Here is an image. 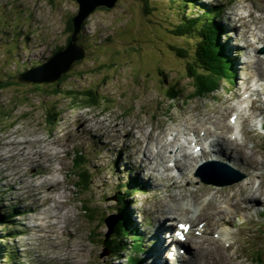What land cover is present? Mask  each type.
I'll return each mask as SVG.
<instances>
[{
	"label": "rangeland",
	"instance_id": "rangeland-1",
	"mask_svg": "<svg viewBox=\"0 0 264 264\" xmlns=\"http://www.w3.org/2000/svg\"><path fill=\"white\" fill-rule=\"evenodd\" d=\"M202 1L220 4L224 9L221 36L234 62L233 77L221 80L214 93L194 94L195 85L187 76V66L195 54L196 35L173 32L175 24L180 23L174 0H118L112 8H97L84 22L83 44L88 49L87 55L76 61L65 81L43 83L41 88L25 83L0 88V210L16 208L20 213L11 217L9 223L0 224L3 240L0 252L6 251V258H10L0 259V264H130L125 256L134 253L132 248L127 255L115 258L105 247L103 239L108 230L102 217L115 215L121 186L135 190L131 184L133 177H139L145 184L143 190L127 198L131 200L132 225L139 228L144 239L142 264H167L157 261L162 256L168 257L171 248L167 247L164 255L153 256L160 242L156 238L157 228L163 224L165 231L173 227L169 235L175 241L182 223L197 221L195 215L201 212L203 203L213 206L216 198L220 202L235 191V186L248 181L244 165L231 161L237 156L234 152L228 157H213L226 164H208L204 168L200 165L205 164L206 158L194 152L197 160L186 162L185 171L175 166L174 160L162 163L161 169L150 162L142 165L144 153H137L139 137L151 130L155 134L153 138L166 133L162 142L169 141L171 133H175L172 128L181 122L196 121L206 113H213L219 122H228L235 110L241 120L247 119L244 134L248 146L258 145L263 150L264 62L258 66L255 62L258 56H264L258 48L264 39L260 38L264 30V0ZM190 6L187 13H194ZM198 7L197 3L192 5V9ZM78 8L76 0H0V70L8 65L13 70H23L47 60L54 50L67 43L70 32L66 26ZM180 48L188 57L178 54ZM245 79L248 81L242 83ZM241 83H249L251 89L245 94L253 91L251 99L244 101V95L236 93ZM171 86L178 87V95L173 99L169 95ZM56 87L61 91L52 94ZM70 87H97L104 102L100 107H86L82 100L76 102L68 96L66 91ZM251 100L255 102L254 108L248 111L245 108ZM54 108V112L59 111L57 120H47L48 111ZM258 119L261 127L257 125ZM192 135L191 140L195 136ZM19 140H26L29 155H20L16 143ZM185 142L181 136L180 143ZM202 142L203 153L208 151L210 139ZM188 143L193 146L189 140ZM155 144L150 142V149L155 150ZM44 147L50 150L46 155L42 152ZM79 150L87 158L85 167L80 169L87 168L91 174L86 186L79 182L82 170L77 172L74 166V156ZM187 151H190L188 147ZM155 156L160 159L158 154ZM259 169L255 188L262 181L260 173L264 172V167ZM242 174L245 175L242 180L223 186L204 182L202 177L213 175L226 181ZM52 177L59 180L52 196L61 195L63 199L48 198L44 202L43 196L49 194L42 192L52 186L50 183L35 186V183ZM208 186L213 187L208 189ZM238 197L239 193L232 202ZM257 197L262 202L250 210L235 213V207L229 204V212L222 213L233 217L232 224L216 222L219 217L207 214L202 215L198 225L192 224V231H200V227L194 226L210 220L203 234L208 236L200 239L202 246L214 254L200 259L198 244L189 238L184 244L186 256L182 261L168 264H209L220 257L235 259L236 264H264V197L258 193ZM87 205L93 208V216L89 217ZM164 209L168 212H163ZM94 230V235L98 232L96 236L91 233ZM217 232L225 236L219 237ZM162 235L160 239H164ZM226 239L232 243L230 247ZM129 243L133 244V240ZM236 251L241 253L239 257ZM104 252L108 253L102 256Z\"/></svg>",
	"mask_w": 264,
	"mask_h": 264
},
{
	"label": "bare ground",
	"instance_id": "bare-ground-1",
	"mask_svg": "<svg viewBox=\"0 0 264 264\" xmlns=\"http://www.w3.org/2000/svg\"><path fill=\"white\" fill-rule=\"evenodd\" d=\"M231 1V0H230ZM208 4V3H207ZM210 5V4H209ZM187 7V6H186ZM262 8V7H261ZM214 9V8H213ZM220 11V10H219ZM262 11V9L260 10ZM253 15V14H252ZM251 15V16H252ZM189 20V19H188ZM260 22V21H259ZM258 22V23H259ZM257 27H260V26H257ZM221 29V28H220ZM224 30V29H223ZM263 30V29H262ZM248 35V34H247ZM217 37V36H216ZM260 38H264V30L261 34V37ZM204 41V40H203ZM262 44L264 45V39L262 40ZM259 48V47H258ZM238 49V48H237ZM219 51V50H218ZM259 51V50H258ZM249 53V52H248ZM213 54V53H212ZM264 55V54H263ZM217 56V55H216ZM220 56V55H219ZM224 56V55H223ZM240 56V55H239ZM228 59V58H227ZM232 59V58H231ZM212 61V60H211ZM228 61V60H227ZM247 61V60H246ZM231 62V61H230ZM261 62H264V56L261 57V56H258L257 57V60H256V64L257 66L258 65H261ZM224 64V63H223ZM229 64V63H228ZM36 65V64H35ZM231 65V64H230ZM229 65V66H230ZM228 66V65H227ZM245 68V67H244ZM263 68V67H262ZM249 72V71H248ZM260 75L262 73H259ZM257 75V74H256ZM248 79H245L242 81V83L244 82H247ZM241 83V84H242ZM250 89V85L249 83L248 84H242L238 86V91L236 93H238L239 95H244V101H246V99H251L252 95H253V92L251 93H247L245 94L246 91H248ZM259 95L261 94V91L260 90H256ZM174 93V92H173ZM176 93V92H175ZM175 96V95H174ZM231 99V98H230ZM254 99V98H253ZM255 102H253L251 100V103L250 105H248L246 107V105H244V108L245 109H248V111L252 108H254V104ZM202 108V107H201ZM211 109V108H210ZM203 110V109H202ZM214 110V109H213ZM240 110V109H239ZM237 110H235L233 113H231L229 115V118L235 114ZM241 111H244V109H242ZM245 112V111H244ZM249 115V117H251V114L250 113H246ZM153 117V116H152ZM195 117V116H194ZM233 117H235V120L233 121L232 119H229V123L224 121V122H219L215 116H213V113L212 115L210 113H206V114H203L202 117L200 119H197L196 121H184V122H181L180 124H178L176 127H173L172 129L175 131V133H171V136L172 138L169 140V141H163L164 140V137L166 135V133H164L162 136L159 135V137H156V138H153V135H155L152 130L150 133L148 134H144L142 137H139V141H138V144H139V149H138V152L139 155L144 153L143 157L141 158V162H142V165L147 162H150L152 164H154L155 166H157L159 169H161L160 167L163 166L162 163L166 162L167 160H174L175 161V166H177L179 168V166L181 167V171H185L186 170V162H188L189 160L191 159H194V160H197V157L198 156H195V153L191 150L192 148L194 149V143L196 145H203L204 142H202L203 140H206V139H210V145H209V149L208 151H205L203 153H201L202 157L206 158V162L205 164L201 165L200 168H203L205 167L206 165L208 164H226L225 162H222V161H218V159H213V157H219V156H222V157H228L231 153H237L235 155H237L236 157L234 158H231V161L233 163H236L237 161L241 162L244 167L246 168L245 171H247L248 173V181H244L240 184H238L237 186H235V191H232L229 193V195L227 196H224L222 197V199L220 200V202H218V198H214L215 199V204L213 206H210L208 207V203H203L202 206L203 209H201V212L197 215H195V218L197 219L196 222L194 221H190L191 222V228L189 229V231L187 232V235H185L187 237V239H185V242H188V239H193V241H195L196 244H198V253H197V256L200 258V259H203L204 257L206 256H209V255H212L214 254L212 252V250L210 249H206L202 246V239L200 238H205L206 236L208 235H203V234H206L205 232L207 231L208 229V225L210 223V220H203L201 221V224L199 226H194V227H200V231H198V235L197 236H194L192 235V224L193 223H196L198 225L199 221L202 219V215L204 214H207L208 216H212V218H215V217H219L216 222H221L223 224L227 223V224H232L233 223V217H226L224 216V214L222 212H225V211H228L230 210V207H229V204H232L234 207H235V213L238 212V211H242V210H250L252 209L253 207H255L256 205L260 204L262 201H260L261 199L259 197H257V193L260 194V196H263L264 197V187H262V184L264 182V172L263 173H260L261 174V178H262V181H260L259 185H257V187L255 188V184L256 183V180L257 177L256 176V173L257 171H259L260 167H264V147L263 150L261 149V147H259L258 145H255L253 146L252 148H250L248 146L249 144V141L245 138L246 134H244V121H247V119H243L241 120V116L240 114H235L233 115ZM248 117V118H249ZM260 119V118H259ZM258 119V122H257V125L258 126H262L261 123V120ZM190 120V119H189ZM240 120H241V124H240V127H241V132H242V138L240 140H243L241 143L238 142V138L236 136L231 135V129L232 131L234 132V130L237 129V127L239 126V123H240ZM84 122V121H83ZM87 122V121H86ZM128 122V121H127ZM150 122V121H149ZM87 124V123H86ZM149 124V123H148ZM246 124V122H245ZM59 125V124H58ZM116 126V125H115ZM144 126V125H143ZM151 126V125H150ZM88 127V126H87ZM121 127V126H120ZM125 128V127H124ZM249 129V128H248ZM92 130V129H91ZM250 130V129H249ZM89 131V130H88ZM172 131V130H171ZM134 132V131H133ZM117 133V132H116ZM135 133V132H134ZM195 136H193V135ZM193 136L194 139H190V136ZM182 136V139H184L186 142L185 143H180V138ZM22 137V136H21ZM138 137V136H137ZM38 138V137H37ZM41 138V137H40ZM62 138V137H61ZM60 139V138H59ZM188 140L189 142H191V144L193 146H191L189 143H188ZM35 142V141H34ZM46 142V141H45ZM150 142H156L155 146V150L152 148L150 149ZM17 144H19L20 148L19 150L21 151L20 155L21 156H27L30 154V152L28 151V145H26V140H19L16 142ZM47 143V142H46ZM45 143V144H46ZM15 145V144H14ZM52 145V144H51ZM64 145V143H63ZM54 146V145H53ZM58 146V145H57ZM175 146H177V149L175 150ZM5 147V146H4ZM17 147V146H16ZM63 147V146H62ZM187 147L190 149V151H187ZM7 148V147H6ZM12 148V147H11ZM55 148V147H54ZM53 148V149H54ZM66 148V147H65ZM15 149V148H14ZM50 149V148H49ZM52 149V148H51ZM77 149V148H76ZM82 149V148H81ZM1 150V149H0ZM43 150V149H42ZM60 150V149H59ZM58 150V151H59ZM135 150V149H134ZM3 151H6L5 149ZM8 151V150H7ZM10 151V150H9ZM12 151V149H11ZM39 151V150H38ZM50 151V150H49ZM49 151L45 150V147H44V150L42 151L43 153L45 152V155L46 153H48ZM63 151V150H62ZM55 153L57 151H54ZM53 152V153H54ZM60 152V151H59ZM59 152H58V155H59ZM64 152V151H63ZM5 153V152H4ZM36 153V152H35ZM135 153V152H134ZM9 154V153H8ZM14 154V153H13ZM18 154V153H16ZM14 154V156L16 155ZM155 154H158L160 156V159L157 160ZM43 155V154H42ZM41 155V156H42ZM43 155V156H45ZM49 155V154H47ZM63 155V154H62ZM76 155V154H75ZM7 156V155H6ZM10 156V155H9ZM12 156V155H11ZM260 156V158H259ZM50 157V156H49ZM56 157V156H55ZM8 158V157H7ZM14 158V157H13ZM29 159H31V157L28 156ZM38 158V157H37ZM54 158V157H53ZM24 159V158H22ZM21 159V160H22ZM39 160V159H38ZM27 161V160H26ZM52 161V160H50ZM34 162V161H33ZM39 162L42 164L41 160H39ZM228 162V161H227ZM23 163V162H22ZM27 163V162H26ZM45 163V162H44ZM197 163V162H196ZM173 164V163H172ZM26 164H21V166H25ZM30 165V163H29ZM262 165V166H260ZM18 167V166H16ZM155 167V169L157 168ZM4 168V167H3ZM48 168V167H47ZM193 168V167H192ZM14 169V167H13ZM17 170V169H16ZM47 170V169H46ZM50 170V169H49ZM61 170V169H60ZM38 171V170H37ZM54 171V170H53ZM65 171V170H64ZM261 171V170H260ZM7 172V171H6ZM13 172V171H12ZM42 172V171H41ZM46 172V171H45ZM70 173V172H69ZM76 173V172H75ZM22 174V173H21ZM71 174V173H70ZM167 174V173H166ZM263 174V175H262ZM57 175V174H56ZM59 175V174H58ZM35 176V175H34ZM160 176V175H159ZM182 174L179 176L181 177ZM57 177V176H56ZM59 177V176H58ZM21 178V177H20ZM60 178V177H59ZM182 179V178H181ZM63 180V179H61ZM21 181V180H20ZM26 181V180H25ZM24 181V182H25ZM58 179L55 178V177H52V178H49L48 180H42L40 183H35V186L37 184L39 185H47V183H50L51 186H52V189L50 190H43L42 193H46V194H49V196H43L44 198V202L48 199V198H52L54 199V201L56 200V196H52V194L56 191V188H55V185L58 184ZM74 181V180H72ZM45 185V186H46ZM61 185V184H59ZM41 186V187H43ZM48 187V186H47ZM210 187H213V186H208L207 188L209 189ZM127 188V187H126ZM49 189V188H48ZM128 190V189H127ZM59 191V190H58ZM210 190H207V192H209ZM258 191V192H257ZM261 191V192H259ZM192 193V192H190ZM219 193V192H217ZM216 193V194H217ZM239 193V197L238 199L235 201V202H232L233 198ZM45 194V195H46ZM192 195V194H191ZM215 195V194H214ZM216 196V195H215ZM42 199V198H41ZM213 199V200H214ZM212 200V201H213ZM210 202V201H209ZM264 202V200H263ZM49 204V203H48ZM54 204V203H52ZM51 204V205H52ZM186 204V203H185ZM57 206V204H56ZM55 205H53V207H56ZM59 206V204H58ZM239 207V208H238ZM173 208V207H172ZM227 209V210H226ZM87 210V209H86ZM160 210V209H159ZM45 211H47V209H45ZM69 211V210H68ZM163 212H168V210L164 209ZM64 213V212H63ZM174 212H170V214H172ZM72 214V213H71ZM69 215V214H68ZM180 217V215H178ZM178 217V218H179ZM195 219V220H196ZM75 220V219H74ZM182 222V219L181 221L178 222V224L180 225V223ZM114 223V221H111L110 224L112 225ZM105 224H106V220H105ZM169 224V223H168ZM107 225V224H106ZM6 227V226H5ZM159 227V226H158ZM193 227V228H194ZM166 228V224H163V227H159L157 228L156 230V238L158 237V240L160 241L159 242V245H158V248H157V251L156 253L153 252V256L155 258L159 257V254H166L164 253V251L166 250V248H171L170 249V252L171 251H174L173 253H177V251L175 252V249L176 248H179L182 246V244H178V243H175L173 244V242H171V239H169V236L168 234H164V229ZM107 230H108V227H107ZM159 232V234H158ZM106 234V233H105ZM161 234L165 235L164 239L161 238ZM162 235V236H163ZM217 235L220 237V236H225L222 232H217ZM171 238V237H170ZM231 238H234V236H232ZM227 240V239H226ZM226 244H228V247L231 246V242H229V240L226 241ZM256 244V243H255ZM160 250V251H159ZM238 250V249H237ZM237 253V251L235 252ZM246 253V252H245ZM241 255V253H237V257H239ZM169 256V255H168ZM233 257V256H232ZM183 258H179L178 256H173L171 257V259L168 260V257H163L158 260L157 262H164V263H167L168 262H171V263H175V262H181ZM156 260V259H154ZM238 260V259H237ZM192 262V261H191ZM262 263V262H261ZM209 264H236V261L235 259H226L224 257H220V258H217V260L213 263H209Z\"/></svg>",
	"mask_w": 264,
	"mask_h": 264
},
{
	"label": "trees",
	"instance_id": "trees-1",
	"mask_svg": "<svg viewBox=\"0 0 264 264\" xmlns=\"http://www.w3.org/2000/svg\"><path fill=\"white\" fill-rule=\"evenodd\" d=\"M174 1L176 2L175 10L178 14V17L180 18V23L175 24V29L173 32L175 34L196 35L197 47H195V54L193 56L192 61H189L187 66V76L191 79V81L195 85L194 94L203 96L204 94L214 93L215 91L218 90L220 81L231 79L235 72L234 62L231 59L232 57L227 53L225 44L223 43L221 36L224 31L223 30L224 25H221L220 21L224 17L223 16L224 9L222 10L219 7L220 4L217 5L212 3L207 4L206 1H202V0H200L201 3H198L199 0H174ZM192 3L199 4L200 7H198V10L194 8L192 9V5H193ZM189 4H191L190 11L193 10L194 13H187V8ZM72 18L73 17H71V19L68 21L66 26V29L70 32V35L67 38V43L64 46H60L56 50H54V52L52 53L51 56H49V58L68 45L71 39V33L73 31ZM84 26L85 24H83L82 30L80 31L79 34V42L81 40L80 44L82 45H84L83 42L86 40V37L84 36V31H85ZM84 47L86 48V50H88L85 45ZM181 49L182 48L178 49L179 51L178 54L182 57H188L187 52L184 49L183 50ZM43 62H39L36 64L39 65ZM24 70L25 69L13 70L10 68L9 65L6 68L1 69L0 88L5 89L14 86L16 84L18 85L19 83L24 84L19 82L18 80V75ZM68 72L63 74V76L55 82H57V84H60L61 82L65 81L68 78L67 76ZM2 75L4 78L2 77ZM27 84H33V83H27ZM33 86L35 88L42 87L41 84H33ZM170 88L171 89L169 91V95L172 96L171 99H173L178 95V87L171 86ZM58 89L60 88L56 87L52 89L53 92L52 94L59 93L61 90ZM66 93L76 102H79L81 100L82 102H85L86 107H100L105 99V98L103 99L100 98L97 87H89V88H81V89L70 87L66 91ZM54 111L55 108L51 112L48 111L47 113L48 118L46 117L47 120L50 121L55 119L57 120L59 111L57 112ZM86 161H87L86 155L82 151L79 150V152H76V155L74 156V166L76 167L77 172H79V170H82L81 172H79V178H80L79 182H83L85 186L88 184V182H90L91 179L90 170L87 168L80 169V167H85ZM131 184L135 187L134 191L129 189L128 185H123L121 186V191H119L118 195L116 196L118 206L115 209V215L112 217L113 220L114 218H116V224L113 226L112 233L110 234V236L107 239L105 238L103 239V243L105 247L114 254L113 257L115 258H117L118 255L119 256H122L124 254L127 255L130 249L132 248L134 250V253L129 254L128 257L125 256L127 262H129L130 264H142L141 254L145 250L144 247L145 245L143 242L144 239L140 235L139 228L136 226L133 227L132 225L133 217L131 215V210H130L131 200H127V198L130 197V195H132L131 193H135L138 192L139 190H143L145 184L139 177H133L131 179ZM85 209H87L86 210L87 212L90 211L89 217L93 216L91 212L93 208L87 205ZM4 211L5 212H2L0 210V224H7L9 223L11 217H14L15 215H20V213L17 212L16 208H13L10 211H6V210ZM106 219L107 216L102 217L103 221H105ZM111 221L112 219L109 222ZM95 231L96 230L91 232L93 236H96L98 234L97 232L96 235H94ZM130 240H133V244L129 243ZM2 241L3 240L0 239V243ZM3 253L0 252V259H4L3 261H8L10 258H6L7 255L6 251ZM10 256L12 255L10 254Z\"/></svg>",
	"mask_w": 264,
	"mask_h": 264
},
{
	"label": "water",
	"instance_id": "water-1",
	"mask_svg": "<svg viewBox=\"0 0 264 264\" xmlns=\"http://www.w3.org/2000/svg\"><path fill=\"white\" fill-rule=\"evenodd\" d=\"M78 2L79 8L77 14L72 18L73 31L71 33V39L68 45L62 50L58 51L55 55L48 58L43 63L32 66L25 69L18 75V80L21 83H33V84H43L51 83L59 80L63 74L67 73L73 67L74 63L78 60H82L87 55L86 48L79 43V34L82 30L83 24L88 19L89 15L94 12L99 7L112 8L117 4L118 0H76ZM264 52V48L261 50ZM203 177V181L207 183H213L217 185H226L233 182H238L242 180L245 175L242 174L238 177L229 178L226 181L221 180V178L216 176ZM114 215L107 217L106 224L108 231L105 234V239H107L112 233V228L116 224V218ZM114 221L111 225L110 220ZM108 252H104L102 256L106 255Z\"/></svg>",
	"mask_w": 264,
	"mask_h": 264
},
{
	"label": "snow or ice",
	"instance_id": "snow-or-ice-1",
	"mask_svg": "<svg viewBox=\"0 0 264 264\" xmlns=\"http://www.w3.org/2000/svg\"><path fill=\"white\" fill-rule=\"evenodd\" d=\"M234 120H235V117H233V121ZM180 227L183 228V229H185V230H187L185 225H180Z\"/></svg>",
	"mask_w": 264,
	"mask_h": 264
}]
</instances>
